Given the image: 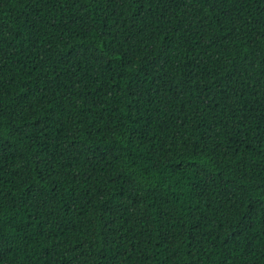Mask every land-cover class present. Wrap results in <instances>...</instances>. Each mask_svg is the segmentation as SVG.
Returning a JSON list of instances; mask_svg holds the SVG:
<instances>
[{"label": "trees", "instance_id": "16d2710c", "mask_svg": "<svg viewBox=\"0 0 264 264\" xmlns=\"http://www.w3.org/2000/svg\"><path fill=\"white\" fill-rule=\"evenodd\" d=\"M0 264H264V0H0Z\"/></svg>", "mask_w": 264, "mask_h": 264}]
</instances>
